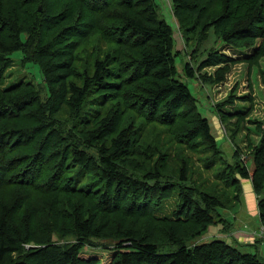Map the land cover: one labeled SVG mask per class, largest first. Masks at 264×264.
<instances>
[{"label": "trees", "instance_id": "trees-1", "mask_svg": "<svg viewBox=\"0 0 264 264\" xmlns=\"http://www.w3.org/2000/svg\"><path fill=\"white\" fill-rule=\"evenodd\" d=\"M57 1L0 0V264H102L83 250L107 239L118 250L110 264H264L218 240L187 245L223 203L189 183L192 160L179 150L208 154L207 169L226 161L176 78L173 30L155 0ZM170 1L186 39L212 30L235 49L261 42L248 61L263 52L264 0ZM88 28L97 32L90 41ZM15 52L37 66L45 97L23 82L2 88ZM235 62L210 51L197 69L185 65L186 76L213 67L208 82H223ZM233 104L230 95L218 108L221 121L245 116L225 113ZM158 127L179 145L176 155L150 140ZM249 166L223 168L225 179L251 182L264 224V134ZM175 194L174 218L163 217ZM54 234L76 242L59 245Z\"/></svg>", "mask_w": 264, "mask_h": 264}, {"label": "rangeland", "instance_id": "rangeland-1", "mask_svg": "<svg viewBox=\"0 0 264 264\" xmlns=\"http://www.w3.org/2000/svg\"><path fill=\"white\" fill-rule=\"evenodd\" d=\"M60 2L51 0L52 4ZM155 2L158 5L160 17L173 30L174 51L178 53L175 59L176 78L185 83L197 99L198 109L202 117L209 121L211 134L226 161L224 165L218 162L207 169L204 162L209 156L205 152L199 155L195 154L192 149L179 150L177 143L169 144V136L163 133L161 129L164 127H158L150 134V140L158 143L162 150L171 148L170 156L176 155L179 150V158L190 157L192 161L188 166L189 183L200 191H205L219 198L223 203V206L217 209L218 216L214 215L215 223L210 225L201 237L187 242V245L191 247L218 240L236 248L243 254L256 255L264 263V224L259 220L257 209L261 196L254 193L251 182L248 180L241 179L239 183L230 184L226 181L224 172L227 166L231 167L240 162H246L250 167L255 148L264 134V47L259 58H252L248 61L247 57H250L255 49L262 48L261 42H257L252 49H235L215 38L212 30L207 36L195 34L189 35L186 39L177 25L171 1L155 0ZM66 4L69 5V1ZM38 8L41 9V12L42 7L39 6ZM92 21V19L83 20L81 23L90 24ZM86 31L89 41L97 34L95 30L89 28L85 29ZM210 51H216L236 61L233 65H229L224 81L212 84L208 82L209 76H213L215 71L213 67L201 70L197 73L198 77L196 78H188L185 65L190 64L191 67L197 69ZM10 58L11 65L5 72L2 88L23 82L34 85L40 95L45 97L47 90L37 66L29 64L24 67L18 52L12 53ZM230 95H233L234 104L231 107L223 108L225 113H243L246 111L242 114L245 116L241 119L232 117L228 121H221L216 112ZM57 117L64 119L66 114L61 112ZM146 126L148 127L145 128V139H148L152 125ZM198 155L199 157H197ZM172 163L176 164V158L172 159ZM175 176L174 174L173 177ZM51 201L52 198H48L46 204ZM176 202L177 194L174 195L173 199L166 202L163 211H160L163 217L174 218L172 213L176 208ZM137 224V227H140L141 221H138ZM112 229L114 230V228L108 230L109 234ZM185 232L186 228L183 233ZM42 238H47L46 232L43 233ZM52 241L65 246L76 242V239L74 236L62 237L54 234ZM110 241L107 239L96 242L102 244L97 248L85 247L83 255L96 257L100 259L102 264H110L118 251L114 247L116 244ZM164 251L165 249L159 253H165Z\"/></svg>", "mask_w": 264, "mask_h": 264}, {"label": "bare ground", "instance_id": "bare-ground-1", "mask_svg": "<svg viewBox=\"0 0 264 264\" xmlns=\"http://www.w3.org/2000/svg\"><path fill=\"white\" fill-rule=\"evenodd\" d=\"M133 147V146H132ZM135 148V147H134ZM143 157V156H142ZM146 157V156H145ZM147 161H149L148 159H147Z\"/></svg>", "mask_w": 264, "mask_h": 264}, {"label": "water", "instance_id": "water-1", "mask_svg": "<svg viewBox=\"0 0 264 264\" xmlns=\"http://www.w3.org/2000/svg\"><path fill=\"white\" fill-rule=\"evenodd\" d=\"M41 9L39 8V11H40Z\"/></svg>", "mask_w": 264, "mask_h": 264}]
</instances>
